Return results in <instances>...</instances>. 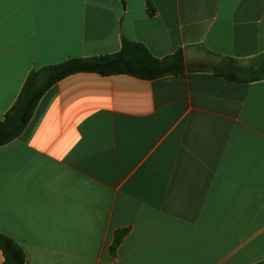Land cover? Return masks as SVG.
Listing matches in <instances>:
<instances>
[{
    "label": "crops",
    "instance_id": "crops-1",
    "mask_svg": "<svg viewBox=\"0 0 264 264\" xmlns=\"http://www.w3.org/2000/svg\"><path fill=\"white\" fill-rule=\"evenodd\" d=\"M125 40L185 72L53 85L0 147V233L26 264L263 262L264 80L222 74L264 54V0H0V123L32 72Z\"/></svg>",
    "mask_w": 264,
    "mask_h": 264
},
{
    "label": "trees",
    "instance_id": "trees-1",
    "mask_svg": "<svg viewBox=\"0 0 264 264\" xmlns=\"http://www.w3.org/2000/svg\"><path fill=\"white\" fill-rule=\"evenodd\" d=\"M154 12L151 11V14ZM222 76L233 82H255L264 80V54L252 59L247 65H240L227 59ZM186 70L182 51L159 59L146 46L125 40L119 52L111 55L70 59L64 63L44 67L28 77L15 106L0 123V147L21 136L45 93L63 79L79 74L94 73L103 77L127 75L141 80H155L166 76H176ZM126 230L116 233L111 252L115 253L126 235ZM0 250L3 264H26L24 249L11 237L0 233ZM258 264H264L260 262Z\"/></svg>",
    "mask_w": 264,
    "mask_h": 264
},
{
    "label": "rangeland",
    "instance_id": "rangeland-1",
    "mask_svg": "<svg viewBox=\"0 0 264 264\" xmlns=\"http://www.w3.org/2000/svg\"><path fill=\"white\" fill-rule=\"evenodd\" d=\"M225 62H228L229 63V61H225ZM239 63V62H238ZM240 65H242V64H240ZM244 66V65H243Z\"/></svg>",
    "mask_w": 264,
    "mask_h": 264
}]
</instances>
